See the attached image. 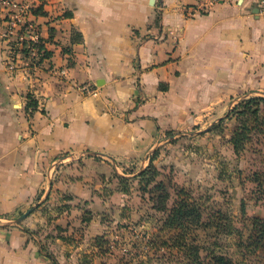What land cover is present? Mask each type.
Returning a JSON list of instances; mask_svg holds the SVG:
<instances>
[{"label": "crops", "instance_id": "crops-1", "mask_svg": "<svg viewBox=\"0 0 264 264\" xmlns=\"http://www.w3.org/2000/svg\"><path fill=\"white\" fill-rule=\"evenodd\" d=\"M25 1L50 56L9 72L0 37V264H80L136 188L122 177L264 86V18L259 0Z\"/></svg>", "mask_w": 264, "mask_h": 264}, {"label": "rangeland", "instance_id": "rangeland-1", "mask_svg": "<svg viewBox=\"0 0 264 264\" xmlns=\"http://www.w3.org/2000/svg\"><path fill=\"white\" fill-rule=\"evenodd\" d=\"M252 98L254 103L246 104ZM261 105L263 85L232 95L228 105L214 113L220 118L172 129L169 144L158 148L147 176L151 180L126 177L123 181L136 187L131 197L117 196L111 203L109 242L102 246L109 250L93 255L99 250L94 245L81 253L80 260L84 264H216V256L221 255L226 264H264L263 250L252 236L255 219L264 218ZM243 127L246 138L235 152L232 133ZM159 182L163 188H155ZM178 198L190 204L191 212L180 219L181 225L165 227Z\"/></svg>", "mask_w": 264, "mask_h": 264}, {"label": "built area", "instance_id": "built-area-1", "mask_svg": "<svg viewBox=\"0 0 264 264\" xmlns=\"http://www.w3.org/2000/svg\"><path fill=\"white\" fill-rule=\"evenodd\" d=\"M220 1L224 0H207L201 8L208 9ZM0 12V37L6 44V69L13 72L22 68L34 72L41 63L45 47L40 48L43 41L37 23L31 18L32 6L25 0H0ZM258 12L264 18V0L258 1ZM79 89L86 94L96 93L88 84H81Z\"/></svg>", "mask_w": 264, "mask_h": 264}, {"label": "trees", "instance_id": "trees-1", "mask_svg": "<svg viewBox=\"0 0 264 264\" xmlns=\"http://www.w3.org/2000/svg\"><path fill=\"white\" fill-rule=\"evenodd\" d=\"M43 43L40 44V48H43ZM50 56L49 51L45 48L42 58L40 59V62H42L43 59L47 58ZM255 99H250L249 101H247L246 104H252L254 103ZM36 107V101L32 98V96L30 94H28V103H27V109L28 110H32L33 108ZM261 108L264 109V105H261ZM253 112H256V110H254ZM245 127H243L242 131H238L235 130L232 133V137H231V143L233 145L234 151L238 152L242 143V140H244L246 138V134H245ZM154 164L150 163L146 168H144L143 170H141L138 173V178L140 177L141 179H146V181H150L151 179H149V177H147L149 175V171L150 169L154 168L153 167ZM147 177V178H146ZM152 178V177H151ZM125 180L124 177L121 178V181ZM126 183V181L124 182ZM126 185V184H125ZM124 185V187H125ZM164 185L163 183L159 182L155 185V188H163ZM181 193V192H180ZM168 197V193L166 194V199ZM166 206V205H165ZM163 206V207H165ZM190 204L183 198L180 199L178 198V200L175 202V204L172 206L171 209H169L168 214L166 216V221L163 223V225L166 226H172V227H177V224H182V222L180 221L181 218L185 217L186 215H189L190 208H189ZM162 207V208H163ZM167 207V206H166ZM253 242L257 243V245H259L262 250H263V257H264V218L262 219H255V223H254V233H253ZM108 239L107 237H105V235H101V236H97L95 238V243L94 245L98 246L99 250L98 252H96L97 254H104L106 253L109 248L106 247L104 249H102V246L106 243H108ZM94 255V254H93ZM88 256V254L86 253V255H84V257ZM92 256V255H90ZM90 259H92L90 257ZM216 264H226L224 262V257L221 255L216 256L215 258ZM82 262V259H81ZM56 264V263H54ZM80 264H84L83 262ZM91 264V263H90ZM102 264V263H100ZM104 264V263H103Z\"/></svg>", "mask_w": 264, "mask_h": 264}, {"label": "water", "instance_id": "water-1", "mask_svg": "<svg viewBox=\"0 0 264 264\" xmlns=\"http://www.w3.org/2000/svg\"><path fill=\"white\" fill-rule=\"evenodd\" d=\"M30 212V210H27L26 212H24L20 217H18V219L16 221L21 220L23 217H25L28 213Z\"/></svg>", "mask_w": 264, "mask_h": 264}]
</instances>
